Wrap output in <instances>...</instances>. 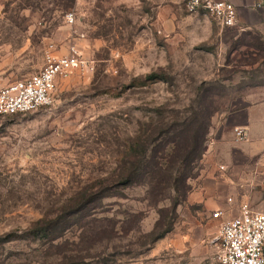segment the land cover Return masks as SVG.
<instances>
[{"label": "rangeland", "instance_id": "obj_1", "mask_svg": "<svg viewBox=\"0 0 264 264\" xmlns=\"http://www.w3.org/2000/svg\"><path fill=\"white\" fill-rule=\"evenodd\" d=\"M184 2L0 0V83L39 71L50 44L58 54L76 46L83 61L59 80L49 107L0 114V264H220L226 215L213 217L217 207L200 189L206 152L175 209L169 199L153 202L141 185L96 194L160 109L169 115L201 102L211 128L264 86L260 35L224 28ZM151 72L164 78L147 80ZM46 214L63 221L52 243L1 241ZM161 217L164 229L173 227L155 239Z\"/></svg>", "mask_w": 264, "mask_h": 264}, {"label": "trees", "instance_id": "obj_2", "mask_svg": "<svg viewBox=\"0 0 264 264\" xmlns=\"http://www.w3.org/2000/svg\"><path fill=\"white\" fill-rule=\"evenodd\" d=\"M163 78L158 72L146 76L151 81ZM199 105L197 109H173L169 115L164 113L165 108L160 109V118L149 124L146 138L136 137L119 152L117 165L111 177L103 180L96 192L97 197L110 196L112 188L141 185L147 197L155 203L169 199L175 209L185 200L191 190L189 182L195 177L207 150L211 125L210 110L204 108L201 102ZM62 222L46 214L21 232L7 233L1 241L8 243L27 239L52 243L62 236ZM172 225L164 229L161 217L150 235L159 239L171 231Z\"/></svg>", "mask_w": 264, "mask_h": 264}, {"label": "crops", "instance_id": "obj_3", "mask_svg": "<svg viewBox=\"0 0 264 264\" xmlns=\"http://www.w3.org/2000/svg\"><path fill=\"white\" fill-rule=\"evenodd\" d=\"M228 1L239 16L232 27L255 31L264 41V0ZM238 126L248 133L246 141L236 139L234 128ZM203 164L201 192L208 205L225 211L226 219L238 216L244 204L264 210V86L241 97L237 106L213 121Z\"/></svg>", "mask_w": 264, "mask_h": 264}, {"label": "built area", "instance_id": "obj_4", "mask_svg": "<svg viewBox=\"0 0 264 264\" xmlns=\"http://www.w3.org/2000/svg\"><path fill=\"white\" fill-rule=\"evenodd\" d=\"M256 6L259 8L262 4ZM185 8L190 13L204 12L225 27L235 26L239 21L235 5L228 0H186ZM66 18L69 22L75 19L72 12ZM82 66L76 46H70L65 54H58L56 47L50 44L46 49L45 64L39 71L9 83H0V114L20 115L49 107L59 80ZM234 132L238 141L248 139V133L242 127H235ZM224 213L218 208L212 215L223 218ZM219 240L220 264H264V210L242 205L238 216L222 221Z\"/></svg>", "mask_w": 264, "mask_h": 264}]
</instances>
